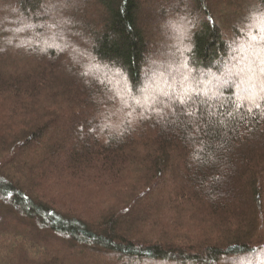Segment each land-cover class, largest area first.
<instances>
[{
  "label": "trees",
  "instance_id": "1",
  "mask_svg": "<svg viewBox=\"0 0 264 264\" xmlns=\"http://www.w3.org/2000/svg\"><path fill=\"white\" fill-rule=\"evenodd\" d=\"M261 87L264 0H0V264H264Z\"/></svg>",
  "mask_w": 264,
  "mask_h": 264
},
{
  "label": "rangeland",
  "instance_id": "2",
  "mask_svg": "<svg viewBox=\"0 0 264 264\" xmlns=\"http://www.w3.org/2000/svg\"><path fill=\"white\" fill-rule=\"evenodd\" d=\"M230 6H232V4L230 5ZM157 37H155L154 36V38H153V36H152V39H153V47L155 48V50L157 49V48H159V46H160V43H159V41L158 40H154V39H156ZM31 39L32 40H36V37L35 36H31ZM6 40L7 41H9V38L7 37L6 38ZM155 50H153V54H154V51ZM254 56H252V58H253ZM255 58V57H254ZM253 58V59H254ZM255 60V61H254ZM252 62L251 61H249L248 59H245L244 60V62H247L248 61V68L247 69H245V70H243L242 71V69L241 70H239L238 72L240 73V76H239V80H238V84H240V85H242V83H243V81L244 80H246V79H248L249 77H250V75L253 73V72H255L256 70H255V68H253L254 66H253V64H255L256 62L258 63V58H255ZM253 66V67H252ZM93 68H95L94 66H89V69H93ZM99 68V67H98ZM98 68H96V69H98ZM95 70V69H94ZM102 71V70H101ZM238 73V74H239ZM111 75H114V73L113 72H111ZM146 78H143L144 79V85L142 86L143 88L141 89V90H137L138 91V93H139V95L142 97V98H144V97H147L148 96V94L150 93V92H153L154 93V95H158V91H157V88H155L156 86H159V85H162L163 83L164 84H166V79L164 78V77H162L161 75H160V73L159 72H154V74H150L149 76H145ZM207 78H210L209 80H210V82L209 83H207L206 85H208V86H210L209 88H212V89H208V91L207 90H205L204 88H203V85H204V80L205 79H207ZM196 87L197 88H199L203 93H207V94H212L213 93V91H215V88H217L218 87V83L217 82H215V79L212 77V76H210V74H207V75H205V76H203L202 77V79L200 78V79H198V81H197V83H196ZM247 88V92H250V89L248 88V87H244V89H246ZM262 88V87H261ZM260 88V89H261ZM171 89V88H170ZM210 92V93H209ZM129 93V92H128ZM153 93H152V95H153ZM160 93V92H159ZM121 97L122 98H127V99H129L130 100V102H132V104L134 105V106H137V107H140V105H143L141 102H143V100H141L140 101V99H138V97L137 98H135L134 96H132L131 94H127L126 95V97H123L122 95H121ZM145 99H148V98H145ZM140 102V103H139ZM126 108H127V106H125ZM53 133H54V129H52V130H50V132L45 136V138H44V142L47 144L49 141H50V139L52 138V135H53ZM165 186H167L166 185V182H165ZM130 195V193H126V195ZM143 212H144V210H143ZM145 213V212H144ZM52 248L53 249H56V251L58 250V251H60V253H61V256L62 257H65L66 259H68V260H71V261H77L78 259H79V257H76V256H78L77 255V253H75V252H69V251H66L65 249H63V247H60V246H57V245H53L52 246ZM89 256L85 259V258H83V259H81V260H83V261H89ZM97 262H98V260H96ZM101 263V262H100ZM99 263V264H100ZM107 264H109V263H107ZM110 264H115V263H113V262H110Z\"/></svg>",
  "mask_w": 264,
  "mask_h": 264
},
{
  "label": "snow or ice",
  "instance_id": "3",
  "mask_svg": "<svg viewBox=\"0 0 264 264\" xmlns=\"http://www.w3.org/2000/svg\"><path fill=\"white\" fill-rule=\"evenodd\" d=\"M261 91L264 92V88H261ZM192 93H193V95H200V94H201L200 91L197 90V89H193V90H192ZM165 95H166V94H165ZM244 99H245V100H248V101L251 102V103H253L254 106H255L256 108H259V107H260V104L256 103L254 96L249 95V96L245 97ZM191 100H192V95H188V94H185V95H183V96H178V97H176V101H177V103H179V104L182 105V106H188V105H189V102H190ZM242 106H243L242 103L236 105L237 109H239V108L242 107ZM248 111L251 112V111H252V108H249ZM186 115H188V116H193L194 113H192V112H187Z\"/></svg>",
  "mask_w": 264,
  "mask_h": 264
}]
</instances>
